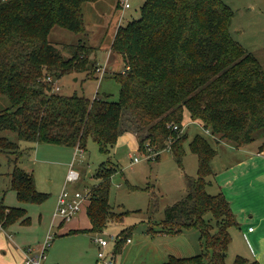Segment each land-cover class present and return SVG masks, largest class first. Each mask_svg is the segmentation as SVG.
<instances>
[{
    "label": "trees",
    "instance_id": "16d2710c",
    "mask_svg": "<svg viewBox=\"0 0 264 264\" xmlns=\"http://www.w3.org/2000/svg\"><path fill=\"white\" fill-rule=\"evenodd\" d=\"M98 1L0 0V95L11 104L0 112V132H13L19 141L32 144L82 149L91 138L106 154L132 132L139 137L140 151L162 152L170 143L182 165L187 135L170 126L183 128L187 112L210 136L219 137L217 142L239 149L260 139L258 150L264 154V71L232 37L234 12L223 0H146L140 19L119 27L111 44V54L125 63V71L114 76L120 86L118 101L55 92V83L64 76L89 75L96 67L90 63L94 49L82 43L56 47L50 41L52 29L83 33V7ZM189 148L198 160L197 177L186 197L166 209L164 223L174 225L170 234L198 229L206 253L169 256L163 264H226L230 230L238 222L225 197L207 191L218 152L200 134ZM2 152L17 155L10 177L18 201L45 203L49 195L38 191L34 177L17 166L19 144L0 136ZM104 166L86 208L91 228L69 234H102L110 222L126 214L112 212L109 197L116 170L105 175ZM208 213L216 232L205 220ZM19 221L30 223L26 209L0 202V229L7 231ZM117 239L114 255L123 249ZM234 264L259 262L237 256Z\"/></svg>",
    "mask_w": 264,
    "mask_h": 264
},
{
    "label": "rangeland",
    "instance_id": "374dc122",
    "mask_svg": "<svg viewBox=\"0 0 264 264\" xmlns=\"http://www.w3.org/2000/svg\"><path fill=\"white\" fill-rule=\"evenodd\" d=\"M145 1L128 0V9H124L123 0L87 3L83 7V33L54 27L50 41L56 47L82 43L94 49L90 63L95 62L96 68L89 75L73 72L64 76L55 83L53 90L63 96L77 94L90 99L107 97L110 101H118L120 86L114 76L125 71V63L121 57L111 54V44L119 27L140 19ZM223 1L234 12L230 29L232 37L258 59L264 71V0ZM10 105L9 100L0 95V112ZM183 128L187 139L183 143L185 156L182 165L176 162L170 143L157 159L151 160L148 151L139 150V137L132 132L125 133L108 154L89 138L83 157H77L74 165L75 170L81 173V179L69 184H66L69 164L76 149L55 144H32L19 141L13 132H0L1 137L19 144L22 152L17 166L34 177L38 191L49 195L41 205L20 203L11 189L10 177L17 155L0 153V202L8 208L23 207L30 217L28 225L19 221L7 231L0 229V264H24L22 255L28 249L38 252L48 235L53 239L47 247V258L43 264H163L169 256L189 257L206 253L198 229H183L181 233L170 234L174 225L164 223L166 209L186 197L191 191L192 180L197 177L198 160L190 151L189 144L198 134L206 137L218 152L211 165L213 175L208 178L211 185L207 191L225 197L240 226L230 230L232 242L227 250L226 264H234L237 256L247 257L244 254H248L250 244L259 252L251 237L247 235L248 240L243 237V226L247 223L256 228V220L264 218V157L257 156L261 140L239 149L224 140L217 142L215 139L219 137L208 135L187 112ZM249 151L256 154L247 156ZM134 159H139V162H134ZM103 164L102 173L105 175L116 170L111 177L109 197L112 212L126 214L121 220L110 222L102 234L65 232L69 227L72 230L89 229L84 209L64 223V227L61 228L59 221L51 227L57 199L63 189L86 191L91 195L92 189L100 182L98 172ZM254 166L261 174L259 182L255 181ZM205 220L216 232L215 220L210 213ZM120 230L128 234H122ZM116 234L121 238L123 249L114 255L117 243L112 236ZM98 237L109 243L106 249L95 243ZM129 239L131 243L128 244ZM259 248L264 254V236L259 241ZM100 252H104V259L98 257Z\"/></svg>",
    "mask_w": 264,
    "mask_h": 264
},
{
    "label": "built area",
    "instance_id": "2783aa9c",
    "mask_svg": "<svg viewBox=\"0 0 264 264\" xmlns=\"http://www.w3.org/2000/svg\"><path fill=\"white\" fill-rule=\"evenodd\" d=\"M123 6L124 9L130 8V5L128 3V0H123ZM129 68L126 69L128 71ZM100 71V70H99ZM56 91L59 90V88H55ZM170 128L174 131L180 130L181 133L184 132V128H180L176 125H171ZM205 132L209 134L207 130ZM147 151L150 153L148 155L152 156L151 160L157 159V156L161 154V152L154 151L152 148H148ZM84 149L77 147L74 158L69 166V173L67 175V181L66 184L69 183H77L81 179V174L78 170H75V160L77 157H83ZM153 154V155H152ZM134 162L138 163L139 159H134ZM90 200V195L86 191H80V190H74L70 191L65 187L61 193V195L57 199V206L53 213L52 223L54 224L56 221H59L60 223H66L71 221L83 208L84 204L88 203ZM251 231V230H250ZM118 236H112V240L117 242ZM52 236L48 235L43 247L38 251L34 252L30 249L25 252L24 255V264H43L46 260V251L47 247L49 246V243L52 241ZM95 243L99 245L101 249H106L109 246V243L101 238L98 237L95 240ZM127 243H131V240H127ZM100 259L105 258L104 252H100L99 256Z\"/></svg>",
    "mask_w": 264,
    "mask_h": 264
},
{
    "label": "crops",
    "instance_id": "0c3cea01",
    "mask_svg": "<svg viewBox=\"0 0 264 264\" xmlns=\"http://www.w3.org/2000/svg\"><path fill=\"white\" fill-rule=\"evenodd\" d=\"M121 138V137H120ZM119 138V139H120ZM119 141V140H118ZM259 147V146H258ZM257 147V148H258ZM73 149H76V148H73ZM250 152H252V151H249V153ZM248 153V155L247 156H249V155H255L256 153H255V151L254 152H252L251 154H249ZM257 156H263L264 157V154H261V153H259V150H258V152H257ZM73 160V159H72ZM159 160V159H158ZM245 162H242L241 164H244ZM69 166H70V164H69ZM254 173L257 175V177L255 178V181L256 182H259V181H261V174H260V171L258 170V169H256L255 168V166H254ZM80 173V172H79ZM81 174V173H80ZM264 175V174H263ZM263 179H264V176H263ZM87 205H88V203H86V204H84V206H83V208H82V210L84 209L85 211H86V208H87ZM8 207V206H7ZM20 208H23V207H20ZM81 210V211H82ZM86 213V212H85ZM251 218H253V216H251ZM256 228H254V227H251L250 226V224H244V226H243V229H244V231L245 232H243V237L246 239V240H248V236L249 237H251V239L254 241V243H255V247L257 246L258 248V250H259V252H257L256 251V249L254 248V246L252 245V244H250L249 245V252H248V254H244V255H247V257H249V258H247V257H245V256H243L244 258H246V259H248L249 261H258L259 262V264H264V254H263V252H261V250H260V248H259V241L263 238V236H264V218H259L258 220H256ZM56 223V222H55ZM55 223L53 224H51V227H54V225H55ZM90 223V222H89ZM60 225H61V228L62 227H64V223H60ZM248 227V228H247ZM74 228H76V227H74ZM91 228V224H90V226H89V229ZM238 228H240V226L238 225ZM72 230V227L70 228H68L65 232L67 233V231L68 232H70ZM88 230V229H87ZM251 230V231H250ZM122 230H120V232H121ZM119 232V233H120ZM116 235H118V234H116ZM245 235V236H244ZM248 235V236H247ZM231 236H232V233H231ZM129 244V243H128ZM22 253V252H21ZM23 257H24V255H22ZM256 259V260H255Z\"/></svg>",
    "mask_w": 264,
    "mask_h": 264
}]
</instances>
